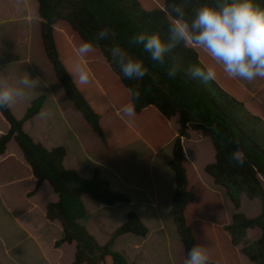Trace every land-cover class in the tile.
I'll list each match as a JSON object with an SVG mask.
<instances>
[{
    "label": "rangeland",
    "instance_id": "374dc122",
    "mask_svg": "<svg viewBox=\"0 0 264 264\" xmlns=\"http://www.w3.org/2000/svg\"><path fill=\"white\" fill-rule=\"evenodd\" d=\"M143 1L146 8L151 3L161 7L157 0ZM5 17L6 11L1 10L0 20ZM69 31L70 37H75L74 42L63 33L66 31L62 26L57 29L59 51L74 80L78 68L89 70V84L80 85L78 81L76 84L100 114L106 143L101 142L69 101L52 68L45 76L50 92L26 89L25 97L18 98L10 109L16 118L21 119L33 100L47 94L49 99L41 114L24 125L26 133L48 149L64 147L67 151L65 166L84 178L90 179L99 169L114 192H120L131 200L130 204L106 206L88 195L84 196L87 214L81 223L99 244L107 243L124 224L127 215L134 212L149 229L147 238L131 234L122 236L116 241L114 250L132 264H184V249L176 225L169 216L175 191V177L169 162L179 129V116L167 121L152 108L133 117L126 116L122 109L129 103V96L118 77L108 68L100 51L93 50L81 56L78 48L82 42ZM15 35L13 33L9 37L8 33L5 40L13 41ZM201 52L208 55L202 49ZM214 70L217 81L228 86L234 95L244 100L237 94L238 87L243 88L252 99L260 97L261 100L256 101L264 107V78L247 81L230 78L218 69ZM11 86H15L11 78L0 72V87ZM244 101L248 104L249 100ZM8 129V123L0 113V135L7 133ZM190 135V140H183L184 166L190 188L197 198L187 208L186 218L193 228L197 244L206 249L208 261L215 264H253L240 252L242 246L231 245L230 236L225 232L236 211L225 189L216 186L205 172V167L215 161L212 142L200 132L190 131ZM24 163L16 142L11 141L7 157L0 159V195L4 200V205L0 202V261L3 264H72L74 247L65 246L58 252L54 246L61 237L59 224L48 223L44 228L47 223L46 205L56 202L57 196L45 184L31 200L28 194L33 185L26 176ZM19 176L24 180H17ZM261 210L260 200L252 201L242 194L239 212L255 218ZM31 234L33 239L29 238ZM248 238L257 239L256 229L249 232ZM60 256V261L55 263ZM106 264H112L111 260L108 259Z\"/></svg>",
    "mask_w": 264,
    "mask_h": 264
},
{
    "label": "trees",
    "instance_id": "16d2710c",
    "mask_svg": "<svg viewBox=\"0 0 264 264\" xmlns=\"http://www.w3.org/2000/svg\"><path fill=\"white\" fill-rule=\"evenodd\" d=\"M36 1L41 18V38L55 77L69 101L101 142L106 143L101 116L85 98L64 64L56 40V27L59 29L62 26L73 42L75 37H70L69 29L82 43L93 42L94 50L100 51L108 68L126 90L129 103H135V114H142L152 108L167 121L179 116V129L169 162L175 177L169 216L176 225L185 259L187 252L197 244L193 228L186 218L187 208L196 201L197 196L190 188L183 147V140H190V131H194L211 140L215 161L205 167V172L216 186L225 189L236 211L231 224L225 227L231 245L242 246L240 252L251 263L264 264V107L238 87L237 94L249 100L247 104L234 95L228 86L220 84L217 78L207 83L191 79L187 70L193 65L218 69L227 76L219 65L208 55L204 56L201 49L191 42L178 45L166 55L163 63L152 61L142 47L131 43L132 36L138 32L159 33L166 40L169 25L175 23L174 17L169 15L170 6L173 3L181 4L190 16L205 0H157L161 7L151 3L149 8L144 6L143 0ZM256 3L264 7V0H256ZM105 27L114 33L115 40L95 41L93 38ZM113 42L144 62L147 69L144 78L129 80L122 77L108 53ZM171 66L178 69L173 78L167 75ZM135 92H139L138 98L134 97ZM47 98L48 95L44 94L33 100L21 119L15 117L10 107L0 109L9 126L8 132L0 136V157L6 154L9 143L14 140L36 180L28 196L32 197L45 182L57 195V202L48 204L46 217L50 221H59L62 227V237L54 244L56 249L64 244H75L72 264H106L108 259L112 264H132L123 254L115 251L114 246L120 237L129 234L147 238L149 229L136 213L130 212L124 224L104 245L99 244L81 223L87 214L83 200L85 195L106 206L130 204L131 200L120 192H114L111 184L102 178L99 169L94 171L90 179L82 177L77 171L65 166L67 151L64 147L48 149L24 130L26 122L41 113ZM237 147L244 151L246 157L242 166L230 161ZM242 194L249 200H260L262 210L259 216L248 218L239 212ZM256 228L261 230V237L251 241L248 231ZM0 264L3 263L0 261ZM208 264L215 263L208 261Z\"/></svg>",
    "mask_w": 264,
    "mask_h": 264
},
{
    "label": "clouds",
    "instance_id": "9594fccd",
    "mask_svg": "<svg viewBox=\"0 0 264 264\" xmlns=\"http://www.w3.org/2000/svg\"><path fill=\"white\" fill-rule=\"evenodd\" d=\"M169 15L174 17L175 23L169 25L166 40L159 33L147 32H138L131 38V43L142 47L152 61L163 63L166 55L178 45L191 42L204 50L230 78L247 81L264 78V7H260L256 0H205L190 16L181 4L173 3ZM93 39L114 41L115 36L105 27ZM93 50V42L85 41L78 48V53L83 56ZM108 53L123 78L140 80L147 74L144 62L129 54L118 43L113 42ZM177 71L176 66H171L168 77H175ZM187 74L191 79L203 83L216 78L213 68L197 65L190 66ZM74 78L75 83L78 81L80 85H87L90 72L83 67L78 68ZM35 81L25 78L16 86L0 87V109L10 107L18 98H24L25 90ZM134 97L138 98L139 92H135ZM122 111L126 116L133 117L135 103H128ZM245 160L244 151L239 147L230 157V161L237 166H242ZM208 259L206 249L195 244L187 252L184 264H208Z\"/></svg>",
    "mask_w": 264,
    "mask_h": 264
},
{
    "label": "crops",
    "instance_id": "0c3cea01",
    "mask_svg": "<svg viewBox=\"0 0 264 264\" xmlns=\"http://www.w3.org/2000/svg\"><path fill=\"white\" fill-rule=\"evenodd\" d=\"M1 10L6 11L7 17L0 20V72L7 74L8 77L11 78L12 84L15 86L18 84V82L21 79H25V78L31 79L32 78L36 81L32 84L30 88H27V89L36 88V89H39L42 93L50 92L45 76L48 73L49 68H52L53 73H54V70H53V66L51 65L50 61L47 58L44 45H43V41L41 38V18L39 15L38 2L36 0H0V11ZM57 29L58 28L56 27V30ZM8 33H9V37L13 33L16 34L15 35L16 37L13 41L5 40V37ZM54 76H55V73H54ZM48 99H49V96L47 100ZM253 100L259 101L261 99L258 96H254ZM8 152H9V145H8L6 154L0 157V159H5L8 155ZM24 162L26 166V171H25L26 176L29 179V181L32 183L33 189H34L36 180L33 177L31 169L25 160ZM17 180L23 181L24 178L23 176H19ZM45 184H48V183L45 182L39 188V190L32 197H30L31 200L36 198L41 188ZM30 191H27V192H30ZM57 200H58V197H57ZM0 202L2 205H4V200L1 197V195H0ZM48 204L46 205V212H47ZM46 220H47L46 221L47 223L44 228L48 227L47 225L48 223L52 224V222H57L59 224V227L61 228L60 232H61V237H62V227H61L60 222L50 221L47 219V217H46ZM252 230L253 229L248 231V236H249V232ZM256 234H257V239L251 240V241H257L261 237V230L256 228ZM38 235H40V233ZM33 236L34 235L31 234L29 238L33 239ZM61 237L57 239L56 241L60 240ZM65 246L74 247V252H73V261H74V256L76 252L75 244H72V245L64 244L60 248L57 249L58 252L62 251L65 248ZM13 249H15V247ZM8 253L10 257L12 258L10 249H8ZM60 259H61V256L58 258V260L55 263H58ZM9 264H12V263L10 262Z\"/></svg>",
    "mask_w": 264,
    "mask_h": 264
}]
</instances>
